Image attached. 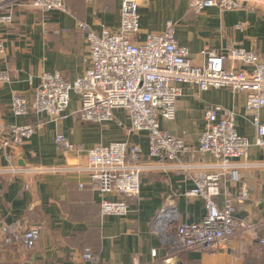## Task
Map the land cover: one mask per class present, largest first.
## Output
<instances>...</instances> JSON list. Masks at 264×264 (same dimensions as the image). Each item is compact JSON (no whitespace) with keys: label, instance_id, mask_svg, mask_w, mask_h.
<instances>
[{"label":"crops","instance_id":"1","mask_svg":"<svg viewBox=\"0 0 264 264\" xmlns=\"http://www.w3.org/2000/svg\"><path fill=\"white\" fill-rule=\"evenodd\" d=\"M28 1L14 0L12 23L0 26L5 49L0 67L9 69L10 79L7 85H0V125L36 124L41 120L33 113L16 117L10 105L14 96L33 102L43 72L57 71L63 79L71 81L90 67L78 23H85L96 33L103 28L117 31L119 26L121 0H64L68 12L44 14L24 6ZM136 2L139 41L147 34H160L165 21L170 19L175 22L177 41L187 47L193 65H203L205 51L221 55L233 45L254 50L264 61V0H237L241 6L238 10L207 8L198 15L189 10V0ZM239 23L243 24L242 29L235 28ZM209 106L233 113L238 135L254 142L246 95L228 89L199 92L195 87H182L174 119H160V127L172 135L184 133L187 143L197 148ZM77 109L78 102L73 98L57 121L47 120L34 136L13 151L16 165L32 172L16 176L0 174V222L21 220L26 227L40 229V237L30 252L19 254L14 247L7 246L0 264H89L81 258L86 251L98 254V264H159L167 255L176 225L198 222L204 215L202 201L184 196L193 187L191 179L171 171L146 174L142 177L139 199L128 201L126 216L101 215L100 195L91 189L87 174L62 169L83 165L85 150L96 145L125 141L139 143L146 151V141L144 136L130 132L122 111H115L111 121L95 125L80 121ZM259 117L264 121V109ZM57 134L64 135L83 151L66 155L57 152L54 147ZM190 161L207 163L208 159L197 153ZM245 163L248 166L241 169L240 175L249 196L235 204V216L260 224L264 222V152L253 145ZM4 165L0 153V167ZM225 186L231 193L236 190L228 183ZM222 199L217 198L219 205ZM170 200L174 202L178 220L166 233L157 230L155 218ZM152 250L156 251L154 258L150 256ZM176 260L177 264H264V249L249 235L239 234L215 253L193 250L180 254Z\"/></svg>","mask_w":264,"mask_h":264},{"label":"built area","instance_id":"2","mask_svg":"<svg viewBox=\"0 0 264 264\" xmlns=\"http://www.w3.org/2000/svg\"><path fill=\"white\" fill-rule=\"evenodd\" d=\"M13 1L0 0V26L12 23ZM24 6L43 14L68 12L64 0H30ZM207 8L225 12L241 6L237 0H189V10L195 15ZM77 27L84 35L90 67L71 81L63 79L57 71L43 72L33 102L23 96L12 98L10 111L14 116L28 117L33 113L41 120L36 124L0 125V153L5 160L0 174L16 176L32 172L16 165L13 151L34 136L47 120L57 121L73 98L78 102L76 114L85 123L103 125L113 119L115 111H122L130 132L144 136L146 151L139 143L99 144L85 150L83 165L62 169L87 174L91 189L100 195L101 215L126 216L128 201L139 199L142 177L146 174L165 171L186 174L193 187L184 196L202 201L204 215L198 222L176 225L167 255L159 264H177L180 254L193 250L215 253L239 234L249 235L264 249V222L256 224L235 216V204L249 196L240 175L241 169L248 166L245 162L249 150L254 145L264 152V121L259 117L264 109V61L254 50L233 45L221 55L205 51L203 65H193L187 47L178 43L175 22L170 19L165 21L160 34H147L139 41L136 0H121L117 31L103 28L96 33L85 23H78ZM235 28L242 29L243 24ZM4 56L0 39V60ZM9 80V69L0 67V85H7ZM182 87H195L199 92L228 89L244 93L246 109L252 117L254 142L238 135L235 115L217 106L207 108L197 148L187 143L184 133L176 136L163 130L159 120L174 119ZM54 147L63 155L83 151L62 134L54 136ZM197 153L206 156L208 162L190 161ZM225 183L236 187L235 192L231 193ZM109 195L113 200L107 199ZM220 196L221 205L217 202ZM168 205L155 218L161 232L169 230L178 220L173 200ZM39 237L38 227H26L21 220L0 222V263L5 247H14L19 254H25L34 248ZM150 256L156 257V251L152 250ZM81 258L89 264L99 261L98 254L89 251L83 252Z\"/></svg>","mask_w":264,"mask_h":264}]
</instances>
